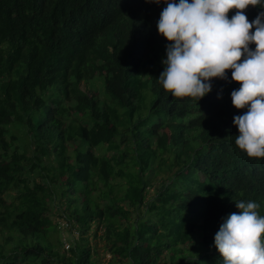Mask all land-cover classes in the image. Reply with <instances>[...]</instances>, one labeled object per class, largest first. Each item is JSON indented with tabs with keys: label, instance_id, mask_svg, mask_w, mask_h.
Segmentation results:
<instances>
[{
	"label": "trees",
	"instance_id": "16d2710c",
	"mask_svg": "<svg viewBox=\"0 0 264 264\" xmlns=\"http://www.w3.org/2000/svg\"><path fill=\"white\" fill-rule=\"evenodd\" d=\"M166 6L0 0V264H96L99 231L108 264H223L214 237L236 201L264 215V158L235 144L247 108L232 70L199 101L158 82Z\"/></svg>",
	"mask_w": 264,
	"mask_h": 264
},
{
	"label": "clouds",
	"instance_id": "9594fccd",
	"mask_svg": "<svg viewBox=\"0 0 264 264\" xmlns=\"http://www.w3.org/2000/svg\"><path fill=\"white\" fill-rule=\"evenodd\" d=\"M163 2L167 6L157 29L170 43L158 82L174 97L199 101L211 92L212 78L227 80L231 69L232 81L241 85L231 92L232 104L238 110L247 108L233 117L239 132L235 144L250 158H264V11L252 21L244 12L249 5L264 8V0ZM232 9L237 11L229 18ZM236 208L239 211L228 215L214 237L223 264H264L260 204L239 200Z\"/></svg>",
	"mask_w": 264,
	"mask_h": 264
},
{
	"label": "rangeland",
	"instance_id": "374dc122",
	"mask_svg": "<svg viewBox=\"0 0 264 264\" xmlns=\"http://www.w3.org/2000/svg\"><path fill=\"white\" fill-rule=\"evenodd\" d=\"M153 194V189L150 192V195ZM52 218L55 222L59 221V218L55 215L52 214ZM59 233V232H58ZM57 233V234H58ZM99 237H95L93 232H90V242L91 245L95 246V248L97 249L98 253H94V260L96 261V264H108L111 260H112V255L110 254V252L107 250L106 244H105V240L103 238H100L102 235V231L98 232ZM66 237L68 239V241H75L78 240L77 238H73L72 236L69 235L68 232H64V234H62V238ZM73 241V242H74ZM54 242L55 244L58 246L59 243H61V235L58 234L55 236L54 238ZM61 247V246H60ZM65 249L66 247H62V250ZM69 250V249H68Z\"/></svg>",
	"mask_w": 264,
	"mask_h": 264
},
{
	"label": "built area",
	"instance_id": "2783aa9c",
	"mask_svg": "<svg viewBox=\"0 0 264 264\" xmlns=\"http://www.w3.org/2000/svg\"><path fill=\"white\" fill-rule=\"evenodd\" d=\"M58 225H59V229L62 231V234H64V232H68L69 233V228H70V224L65 221V220H59L58 222ZM79 234V231H75V235H78ZM70 236H72L70 233H69ZM63 243H64V247H66V250L70 249L71 247V243L68 241V239L66 237H63Z\"/></svg>",
	"mask_w": 264,
	"mask_h": 264
}]
</instances>
